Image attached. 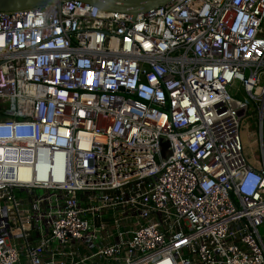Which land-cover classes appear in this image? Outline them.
Masks as SVG:
<instances>
[{
	"label": "built area",
	"instance_id": "built-area-1",
	"mask_svg": "<svg viewBox=\"0 0 264 264\" xmlns=\"http://www.w3.org/2000/svg\"><path fill=\"white\" fill-rule=\"evenodd\" d=\"M263 225L264 0L0 13V264H264Z\"/></svg>",
	"mask_w": 264,
	"mask_h": 264
},
{
	"label": "water",
	"instance_id": "water-1",
	"mask_svg": "<svg viewBox=\"0 0 264 264\" xmlns=\"http://www.w3.org/2000/svg\"><path fill=\"white\" fill-rule=\"evenodd\" d=\"M80 1L108 13H119L137 18L168 5L173 0H0V13L32 9L54 3Z\"/></svg>",
	"mask_w": 264,
	"mask_h": 264
},
{
	"label": "rangeland",
	"instance_id": "rangeland-1",
	"mask_svg": "<svg viewBox=\"0 0 264 264\" xmlns=\"http://www.w3.org/2000/svg\"><path fill=\"white\" fill-rule=\"evenodd\" d=\"M243 132L246 149L251 158L257 161L259 159V144L256 122L253 117L243 121ZM39 192L42 193V191ZM260 234L264 240V225L260 228Z\"/></svg>",
	"mask_w": 264,
	"mask_h": 264
}]
</instances>
